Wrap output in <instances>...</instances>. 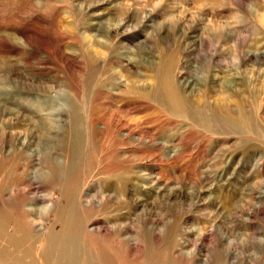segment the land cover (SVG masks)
Returning a JSON list of instances; mask_svg holds the SVG:
<instances>
[{
    "label": "rangeland",
    "instance_id": "1",
    "mask_svg": "<svg viewBox=\"0 0 264 264\" xmlns=\"http://www.w3.org/2000/svg\"><path fill=\"white\" fill-rule=\"evenodd\" d=\"M263 19L264 0H0V251L15 264H264V140L142 95L162 66L194 104L263 89ZM259 95L247 111L264 136Z\"/></svg>",
    "mask_w": 264,
    "mask_h": 264
},
{
    "label": "bare ground",
    "instance_id": "2",
    "mask_svg": "<svg viewBox=\"0 0 264 264\" xmlns=\"http://www.w3.org/2000/svg\"><path fill=\"white\" fill-rule=\"evenodd\" d=\"M121 27H122V25H121ZM108 30H109V28H108ZM120 30L121 29L116 28V29H113L112 31H114L117 35L120 36V35L124 34L123 32L121 34L120 33ZM109 34H111V33H109ZM93 39L95 41L94 42L95 44H98L100 42V41L98 42L97 40H95V37L94 36H93ZM221 39H222V37H221ZM83 40H84V42H86V44H84L81 47V49H80V51H81L80 54H82V57H81L82 59H84V57L85 58L89 57L88 54L90 55V52H89V42L87 41V38H84ZM83 40H82V42H83ZM111 42H113V44H108L107 47L104 46V45H102V44H100V46H102L104 48L105 47L108 48V51H109V60L107 62L109 64L112 63L111 65H113V63H116L117 64L122 58H119V56L121 54L119 56H117V54L114 51L115 50V46H116V44L114 43V41H111ZM25 43L29 44L28 39H25ZM117 43L119 45H121V41H118ZM246 58H245L246 61H249L248 60L249 59V56L248 55L246 56ZM262 58H264V56H262ZM237 60H239V65L238 66H240V64L242 63L241 62L242 59L241 58H237ZM156 73H157V85H156V87H155L152 95L150 93H147V92H144L143 91V93H142L143 96H145V97L152 96L155 99H161L163 102H169L170 101V97H175L177 100H179V99L180 100H183V103L184 104L188 103L190 105V107H191V117H192V120L195 121L194 119H196L195 122L198 121V123H200L202 126H204L206 128H214V125H212V122H213V120L216 119L219 123L222 124V125H220L219 128H221V126H222L221 129L225 128L231 134H234L236 136H240V135H243L245 133H254V134H257L258 135V137L260 138V140H264V136H261V133H260L261 129L257 125L258 122L256 123L254 117L253 116H250L251 114L247 111L248 108H249L247 106L248 104L251 105V106H253L252 104H254V106H255V107H253L254 110L255 111H258L259 108H258V105L256 104V102H257L258 97H261L259 95V93H260V91L264 90V87H262L263 89L259 88L257 91H255L254 89L252 91L250 90L249 91V97L247 98L245 96L246 97V100H245V97H244L243 100L241 98H239L240 95L238 96L237 99H235L236 98L235 94L234 95L231 94V95H228V96L224 95L223 98H221V99H219V101H217L216 106L213 108L210 105V103L207 101L208 98H205L204 99L205 101H207L206 103H203V104L202 103L201 104L200 103L199 104H194V103L190 102V100L187 99L185 96H183V89H182V87L180 89V87L177 86L178 83H176V82L166 83V80L169 79L170 77L167 75L169 73H167V71L165 72L163 66L162 67H159V69H157ZM130 77H127L128 79H126V77H123L124 79H126L125 82H124L125 83V88H124L125 91H132L133 90V87H132L131 81H130ZM132 83H134V82L132 81ZM22 88H23L22 91H24V94L23 95H25V98H27V99H29V96H30V94H28V93L29 92H32V91H34L36 89V88L32 89V88H29L27 86H22ZM47 89H48V92L52 91V90H50L49 87ZM229 89H231V87ZM34 92L38 93L42 97L43 96V93H47V90H45V88H42V89L37 88L36 91H34ZM231 92L234 93L235 92V89H231ZM245 93H247V92H245ZM16 95H18V97L21 96L20 95V92H18V94H16ZM41 97H40V99H41ZM8 99L9 100L11 99L10 96H9ZM11 100L12 101L16 100V96H13ZM28 103H30V102H28ZM35 103L34 104L32 103V105H31V110H33V111H30V114L31 115L36 116L38 114V112H39L40 115L46 116L49 113L50 109H46L47 106H46V108L44 107L45 109H37V108H35V106H36ZM10 106H12L13 108H16V107H14V106H16L14 104H12ZM178 106H180V108H183L182 104H179L178 103ZM6 107H9V104L8 103L6 104ZM58 107H59V105H58ZM17 108H18V106H17ZM49 108H50V106H49ZM250 108L252 109V107H250ZM247 112L249 113V115H248ZM14 114H16V113L14 112ZM53 115H55V114H53ZM37 116L39 117V115H37ZM259 122H260V120H259ZM46 128L47 127H44L42 129H46ZM20 145H22V146L25 145L24 139L23 140L21 139V144ZM261 146H262V144H261ZM28 147H29V145H28ZM18 151H20V150H18ZM23 154L24 153L22 152V156H24ZM24 157H26V156H24ZM45 160L48 161V163H50V164L51 163H54V162H52L53 159H52V157L49 156V154L48 155H45ZM251 242L254 243V241H251ZM7 251L8 250H6L4 248L1 249V251H0V255L6 254V257L3 256L5 258L0 259V261L3 264H15L16 261L19 262V261L22 260V258H19V257H16V256H13L12 259H10L9 256H8ZM64 253L67 254V255H71L70 252H64ZM230 255H231V253L228 252L227 253V256L230 257ZM224 258L225 259L222 260V262L220 264H227L228 263L227 262V258H226V254L224 255ZM76 263L77 264H80L81 262L79 260H76Z\"/></svg>",
    "mask_w": 264,
    "mask_h": 264
}]
</instances>
